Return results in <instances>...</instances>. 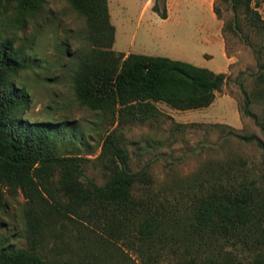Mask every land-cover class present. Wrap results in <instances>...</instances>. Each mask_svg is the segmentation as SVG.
Wrapping results in <instances>:
<instances>
[{"label": "trees", "instance_id": "trees-1", "mask_svg": "<svg viewBox=\"0 0 264 264\" xmlns=\"http://www.w3.org/2000/svg\"><path fill=\"white\" fill-rule=\"evenodd\" d=\"M0 1L13 2L24 19L49 0ZM66 1L85 20L83 41L73 54L74 96L115 125L92 158L56 151L55 136L71 130V122L22 116L29 95L13 78L24 63L8 38L0 40V205L5 193L22 195L27 241L23 247L0 245V264H264V178L252 175L240 158H227L152 189L144 168H129L115 128L128 119L157 116L156 101L180 110L206 106L228 74L165 55L116 51L106 0ZM220 2L231 13L221 29L238 34L255 59L252 96L237 83L240 108L255 118L262 136L217 124L264 148V124L249 109L252 98L264 99V17L252 0H212L217 18ZM150 9L164 18L165 0H151ZM87 160L98 163L102 182L85 174ZM80 223L105 240L120 239L121 249L145 260L107 261L98 244L80 246ZM66 227L76 232L73 240L64 237ZM49 238L52 245L45 247Z\"/></svg>", "mask_w": 264, "mask_h": 264}, {"label": "rangeland", "instance_id": "rangeland-1", "mask_svg": "<svg viewBox=\"0 0 264 264\" xmlns=\"http://www.w3.org/2000/svg\"><path fill=\"white\" fill-rule=\"evenodd\" d=\"M145 1L106 0L109 21L114 26V47H125L131 42L133 49L145 47L147 51H158L162 53L160 55L213 69L223 62L217 45L219 40L228 59L223 72L229 77L215 92L210 105L180 110L156 101L160 110L157 116L144 121L128 119L117 124L116 133L120 144L127 149L129 168H144L151 178L152 189L208 163L227 158H240L252 175L264 178V148L226 134L225 128L217 124H229L237 132H254L262 136L255 118L240 108L243 96L237 82L241 81L252 96L257 87L254 79L257 66L251 48L242 38L230 30L221 29L223 19L231 14L230 10L220 2L222 15L217 18L211 10L212 0H176V5L173 0H167L165 18H159L151 12L150 5H146L145 10L151 12L149 18L147 11L141 14ZM252 1L257 4L260 16L264 17V0ZM84 28V16L66 0L46 1L40 12L24 19L16 15L13 2L0 1V40L8 38L24 63L13 78L29 95V104L22 116L29 120H68L72 128L57 133L56 151L75 152L92 158L99 150L104 133L115 124L110 123L108 116L81 105L73 93L70 78L76 63L73 54L83 41ZM204 50L212 53L210 60L201 58L205 55ZM263 102L262 97L252 98L249 109L256 114V120H262L264 124ZM84 172L97 183L103 181L95 160L85 162ZM23 202L19 192L13 196L3 195L0 245L26 246ZM67 228L64 237L67 241L73 240L76 232ZM100 234L80 223L78 244H98L96 246L104 258L105 255L109 257L107 261L145 260L130 248L123 246L121 249L120 239L108 241ZM50 245L49 238L45 247ZM71 250H75L73 245Z\"/></svg>", "mask_w": 264, "mask_h": 264}, {"label": "crops", "instance_id": "crops-1", "mask_svg": "<svg viewBox=\"0 0 264 264\" xmlns=\"http://www.w3.org/2000/svg\"><path fill=\"white\" fill-rule=\"evenodd\" d=\"M166 1L167 0H165V3H166ZM174 1V5H176V0H173ZM149 2H150V0H146L145 1V3H144V5L142 6V12H141V14H143L144 13V11H147V10H145L146 9V5L148 6V5H150L149 4ZM165 6H166V4H165ZM145 7V8H144ZM151 12H153V13H155L154 11H152L151 10ZM150 11H147V16L150 18V13H151ZM156 14V13H155ZM157 15V14H156ZM158 16V15H157ZM159 17V16H158ZM159 18H161V17H159ZM165 18V17H164ZM161 19H163V18H161ZM153 22H155V23H157V25H158V22H156V20H154V19H151ZM114 27V26H113ZM146 27H147V24L145 25V29H146ZM114 43H115V37H114V33H113V42H112V45H111V48L112 49H114V50H116V51H121V52H123L124 54H126L127 52H140V53H147V54H162V53H159L158 51H147V50H144V48L145 47H141V48H143V49H133V45H132V43L131 42H129L128 43V45H126L125 47H114ZM217 45H218V48L220 49V52H221V55L223 56V62H222V64H218V65H216L215 66V68H210V69H212L213 71H224L223 70V68L225 67V65L227 64V61H228V59H227V57H226V55H225V53H224V49L222 48V45L220 44V41L218 40L217 41ZM204 53H205V55H203V57H201L202 59L204 58L205 60H210L211 58H212V53L210 52V51H208V50H204L203 51ZM202 52V53H203ZM215 97V96H214ZM213 100H214V98H213ZM212 100V101H213ZM211 101V102H212ZM211 102L208 104V105H210L211 104ZM207 106V105H206ZM203 107V106H202Z\"/></svg>", "mask_w": 264, "mask_h": 264}]
</instances>
